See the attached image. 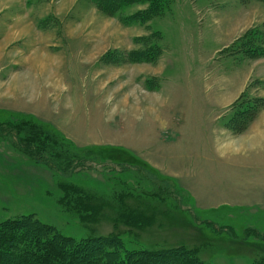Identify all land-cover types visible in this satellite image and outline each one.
<instances>
[{
    "label": "rangeland",
    "instance_id": "374dc122",
    "mask_svg": "<svg viewBox=\"0 0 264 264\" xmlns=\"http://www.w3.org/2000/svg\"><path fill=\"white\" fill-rule=\"evenodd\" d=\"M165 1L129 24L146 5L0 0V129L30 121L85 157L61 176L0 137V226L33 216L77 242L264 264V1ZM65 183L97 217L65 215Z\"/></svg>",
    "mask_w": 264,
    "mask_h": 264
},
{
    "label": "trees",
    "instance_id": "16d2710c",
    "mask_svg": "<svg viewBox=\"0 0 264 264\" xmlns=\"http://www.w3.org/2000/svg\"><path fill=\"white\" fill-rule=\"evenodd\" d=\"M165 2V0H97L96 5L113 16L122 15L125 9L132 6L146 5L145 10L125 16L124 20L130 24L149 22L153 17L160 15ZM148 52L150 51L145 50L144 55L146 53L150 55ZM0 137H9L19 151L27 154L34 162L55 170L61 176L69 177L70 174L66 173L72 165L85 160L80 153L66 148L56 134L44 131L40 125L30 121H27L25 126L19 124L0 129ZM125 168L124 170H131L127 166ZM134 170L143 172L147 180H152L165 188L170 195L179 199L185 198V191L178 189L172 180L158 179L153 172L144 167H135ZM60 190L62 196L57 199V203L65 215L81 221H90L98 214V207L91 202L87 190L72 183L62 184ZM123 218L128 219L129 215ZM136 222L142 225L141 219H137ZM185 253L181 250L130 251L125 249L117 236H100L77 242L62 235L54 226L44 224L33 216L6 221L0 226V264H197L195 256L180 259L179 256L186 255Z\"/></svg>",
    "mask_w": 264,
    "mask_h": 264
},
{
    "label": "crops",
    "instance_id": "0c3cea01",
    "mask_svg": "<svg viewBox=\"0 0 264 264\" xmlns=\"http://www.w3.org/2000/svg\"><path fill=\"white\" fill-rule=\"evenodd\" d=\"M86 59V58H85ZM88 59V58H87ZM36 60H38V62H41V60H39V59H37L36 58ZM35 63H37L36 61H35ZM36 65H38V63L36 64ZM36 65L34 66L35 68H36ZM38 66H41V65H38ZM34 67H33V70H34ZM45 67V66H44ZM44 67H43V74H46V67H45V69H44ZM27 85V84H26ZM33 85H34V82L31 84V86L33 87ZM34 88V87H33Z\"/></svg>",
    "mask_w": 264,
    "mask_h": 264
},
{
    "label": "bare ground",
    "instance_id": "6f19581e",
    "mask_svg": "<svg viewBox=\"0 0 264 264\" xmlns=\"http://www.w3.org/2000/svg\"><path fill=\"white\" fill-rule=\"evenodd\" d=\"M40 63H41V62H40ZM37 66H38V65H37ZM39 67H40L39 70L42 71L44 66L41 65V66H39ZM44 69H45V68H44Z\"/></svg>",
    "mask_w": 264,
    "mask_h": 264
}]
</instances>
